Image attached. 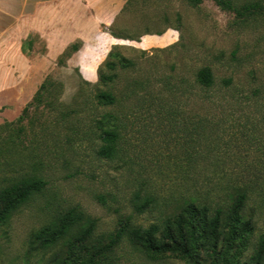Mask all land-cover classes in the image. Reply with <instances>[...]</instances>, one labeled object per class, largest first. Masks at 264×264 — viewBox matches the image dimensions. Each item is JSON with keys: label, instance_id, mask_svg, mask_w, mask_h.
<instances>
[{"label": "rangeland", "instance_id": "374dc122", "mask_svg": "<svg viewBox=\"0 0 264 264\" xmlns=\"http://www.w3.org/2000/svg\"><path fill=\"white\" fill-rule=\"evenodd\" d=\"M125 1L111 26L96 20L107 11L104 0L102 7L82 0L69 8L64 22L72 25L64 23L63 39L73 42L61 52L36 34L27 41L25 53L46 61L48 70L26 85L47 77L54 83L43 92L44 103L31 105L19 123H0V188L29 175L44 177L47 187L0 224V264H47L48 257H28L30 235L75 207L97 220L100 238L125 221L160 224L191 194L225 207L239 188L250 193L246 214L256 226L242 262L264 234V17L243 20L213 0L197 7L186 0ZM121 59L128 67H104ZM205 67L216 80L211 90L196 82ZM101 74L116 79L105 86ZM97 86L113 92L117 103L99 106ZM104 116V128H116L121 137V153L112 161L98 155L97 122ZM146 197L156 202L140 212ZM117 259L186 264L150 260L127 241Z\"/></svg>", "mask_w": 264, "mask_h": 264}, {"label": "trees", "instance_id": "16d2710c", "mask_svg": "<svg viewBox=\"0 0 264 264\" xmlns=\"http://www.w3.org/2000/svg\"><path fill=\"white\" fill-rule=\"evenodd\" d=\"M186 1L191 6L197 7L204 0ZM213 1L223 10L234 12L243 20L264 17V0H246L243 3L240 0ZM112 36L134 41L115 33H112ZM70 49L77 52L79 47L74 44ZM65 54H68V51L64 56ZM112 55L113 52L109 53V58ZM61 61L62 59L59 62ZM118 65L123 68L128 67L125 59H121L118 64L108 60L104 67L115 70ZM115 79V75H100V82L105 86L112 84ZM196 82L203 89H213L216 80L212 69L209 67L201 69ZM230 82L231 79L225 80L227 85ZM53 83L50 77L43 81L30 104L24 108L22 115L31 105L44 103L45 98L48 97L43 92L49 90ZM86 83L91 84L88 81ZM95 99L101 107H111L117 103L113 92L98 86ZM22 115L17 122L6 121L5 125L12 126L19 123L23 119ZM107 118L108 116H104L97 122L101 129L102 142L98 155L112 161L121 153V137L116 128H104ZM46 187L47 182L44 177L29 175L15 178L9 181L7 186L0 188V224L7 223L16 212ZM249 197L250 193L247 190L239 188L229 205L215 207L196 194H191L183 198L175 215L168 216L160 224L144 228L131 226L125 221L116 233L100 238L96 237L97 220L88 217L75 207L57 220L34 231L28 241L27 255L48 257L47 264H119L117 251L123 242L127 241L153 261L174 258L186 264H264V234L254 245L249 260L241 261L243 250L250 246L249 240L256 230L252 216L246 214ZM155 202L154 198L146 197L142 202L143 207H139L140 212Z\"/></svg>", "mask_w": 264, "mask_h": 264}, {"label": "crops", "instance_id": "0c3cea01", "mask_svg": "<svg viewBox=\"0 0 264 264\" xmlns=\"http://www.w3.org/2000/svg\"><path fill=\"white\" fill-rule=\"evenodd\" d=\"M97 1L95 7H102L103 0ZM110 1L104 0L107 11L96 17L100 25L111 26L126 4L125 0ZM81 3L82 0H0V123L17 120L35 96L42 82L26 85L29 77L47 74L46 61H32L24 51L27 44L31 46L29 37L39 35L50 50L61 52L73 42L63 39L64 23L72 25L70 20L64 22V13L66 17L69 8Z\"/></svg>", "mask_w": 264, "mask_h": 264}, {"label": "water", "instance_id": "95a60500", "mask_svg": "<svg viewBox=\"0 0 264 264\" xmlns=\"http://www.w3.org/2000/svg\"><path fill=\"white\" fill-rule=\"evenodd\" d=\"M143 38V37H142ZM121 40H125V39H121ZM126 41H129V40H126ZM80 72L81 74L83 75V77L88 81V79L85 77V75L83 74V70H82V67H80Z\"/></svg>", "mask_w": 264, "mask_h": 264}]
</instances>
